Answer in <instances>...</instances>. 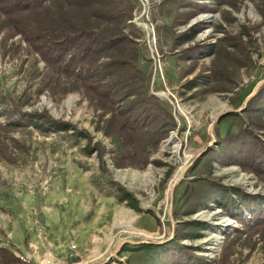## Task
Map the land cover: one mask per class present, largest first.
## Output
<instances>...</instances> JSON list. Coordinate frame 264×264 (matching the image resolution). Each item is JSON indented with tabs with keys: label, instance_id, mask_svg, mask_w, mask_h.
Masks as SVG:
<instances>
[{
	"label": "rangeland",
	"instance_id": "obj_1",
	"mask_svg": "<svg viewBox=\"0 0 264 264\" xmlns=\"http://www.w3.org/2000/svg\"><path fill=\"white\" fill-rule=\"evenodd\" d=\"M144 1L142 21L150 26L159 67L153 85L155 60L145 30L134 24L141 42L139 64L150 88L167 92L175 102L182 143L178 153L176 129L144 169L111 165L109 151L118 142L97 129L102 111L91 94L79 78L53 75L0 13V122L8 151L19 158L16 164L0 162V245L30 264L39 255L64 264H101L122 240L158 244L125 245L108 264H263L264 222L255 221V210L264 209V179L238 166H221L216 155L197 158L213 142L211 125L217 115L244 106L264 80L262 0H237L234 6L223 0ZM134 3L135 18L143 6L140 0ZM47 7L73 11L60 0ZM157 27H163L160 42ZM233 36L245 43L253 63L239 70L231 92L203 91L209 88L203 85L215 68V56L193 55L198 63L192 64L182 59L184 50ZM226 45L235 52L230 40ZM201 76L199 86H188ZM35 112L70 126L42 123L31 118ZM231 123L224 119L216 124V141ZM13 140L29 147L28 153L19 154ZM212 148L218 152L217 145ZM185 166L189 168L174 192L176 224L170 239V188ZM55 250L56 256L47 254Z\"/></svg>",
	"mask_w": 264,
	"mask_h": 264
},
{
	"label": "trees",
	"instance_id": "obj_2",
	"mask_svg": "<svg viewBox=\"0 0 264 264\" xmlns=\"http://www.w3.org/2000/svg\"><path fill=\"white\" fill-rule=\"evenodd\" d=\"M50 1L0 0V13L16 27L18 34L53 75L79 78L85 90L91 94L96 107L102 111V125L99 123L97 129L107 138L118 142V146L109 151L111 165L116 169L146 168L152 154L178 125L169 103L151 93L149 78L140 67L141 42L133 23L135 0H60L67 3L72 12L64 8L59 12L50 11L47 7ZM236 2L223 0L230 6ZM259 11L264 24V0ZM186 16L188 20L193 17L189 13ZM128 27L131 28L130 32L127 31ZM160 30L163 27H157L159 42ZM185 35L177 36L173 45L176 46ZM228 40L235 52L227 49ZM184 53L186 55L182 59L192 64L198 63L193 55H202L201 58L215 56V68L203 85L209 86L203 90L205 92H231L239 70L253 63L247 46L239 36L225 38L217 44L190 46ZM192 73L191 70L186 75ZM202 77L189 82L188 86L196 88ZM104 116L108 117L103 119ZM31 118L64 129L70 126L46 112H35ZM224 119H232L233 123L218 139V152L210 148L202 160L206 156L216 155L221 166H238L264 179V86L246 109L228 113L220 120ZM6 135L5 125L0 122V162L4 160L16 164L19 158L15 152L8 151ZM13 142L19 154L28 153L29 147L17 140ZM105 152L103 148L100 157L107 174L109 170L103 159ZM123 190L120 186V200L124 199ZM255 211V221L264 222V209ZM0 264L23 262L15 251L0 245Z\"/></svg>",
	"mask_w": 264,
	"mask_h": 264
},
{
	"label": "water",
	"instance_id": "obj_3",
	"mask_svg": "<svg viewBox=\"0 0 264 264\" xmlns=\"http://www.w3.org/2000/svg\"><path fill=\"white\" fill-rule=\"evenodd\" d=\"M142 6H143V13L136 16L133 20V23L137 26H142L143 29L145 30L146 32V38H147V42L150 46V49H151V53H152V56H153V59L155 60V72H154V75H153V82H152V85L154 84V80H155V77H156V73L158 71V63H157V59L155 57V52H154V49L152 47V43H151V29H150V26L143 22L142 19L145 15V13L147 12V4L145 3L144 0H140ZM264 86V80L262 82H260V84L257 86V88L255 89V91L253 92V94L251 96H249V98L247 99V101L245 102L244 106L240 107L238 110L234 111V110H230V111H223L221 112L219 115H217L215 121L212 123L211 125V137L213 139V142L212 144H210L205 150H203L202 152H200L197 156V158H201L204 154H206L210 148H212L213 146L216 145V136L214 134V129H215V126L216 124L220 121V119L228 114V113H231V112H242L244 109L247 108V105L248 103L251 101L252 98H254L261 87ZM151 93L163 100H166L170 105L173 106V115H174V118L175 120L178 122V128H177V131L175 133V137L176 139L178 140L179 142V148L182 147V143H181V140L179 138V134H180V125H181V122H180V119L177 115V107L175 105V102L173 101V99L171 98V96L167 93V92H157L155 91L154 89H151ZM189 166H185L183 168V171L181 173V175L179 176V178H177L171 185V188H170V198H169V201H170V205H169V216H170V219H171V223H172V227H173V233H172V236L170 239H173V235H174V228H175V220H174V214H173V199H174V192H175V188L176 186L179 184V182L181 181V178L184 177V175L186 174L187 170H188ZM145 244H158V243H153V242H150V241H141V242H133L131 240H122L118 243L117 247L115 248V251L113 253V255H111L105 262L101 263V264H108L110 262V260L112 259L113 256L117 255L118 253H120L121 249L123 248V246L125 245H133V246H137V245H145Z\"/></svg>",
	"mask_w": 264,
	"mask_h": 264
},
{
	"label": "built area",
	"instance_id": "obj_4",
	"mask_svg": "<svg viewBox=\"0 0 264 264\" xmlns=\"http://www.w3.org/2000/svg\"><path fill=\"white\" fill-rule=\"evenodd\" d=\"M73 256V255H71ZM22 258V262L25 263V264H30V259L26 258V257H21ZM64 260L63 259H58V258H55L54 260H48V261H45L43 264H64Z\"/></svg>",
	"mask_w": 264,
	"mask_h": 264
},
{
	"label": "crops",
	"instance_id": "obj_5",
	"mask_svg": "<svg viewBox=\"0 0 264 264\" xmlns=\"http://www.w3.org/2000/svg\"><path fill=\"white\" fill-rule=\"evenodd\" d=\"M47 254L48 255H54V256H56V254H58V251H56V250L55 251H52V252L51 251H48ZM34 258H35V256H34ZM36 260L37 261H35V264H43L45 262V260L43 259V257L41 255H39L38 257H36Z\"/></svg>",
	"mask_w": 264,
	"mask_h": 264
},
{
	"label": "bare ground",
	"instance_id": "obj_6",
	"mask_svg": "<svg viewBox=\"0 0 264 264\" xmlns=\"http://www.w3.org/2000/svg\"><path fill=\"white\" fill-rule=\"evenodd\" d=\"M174 138L176 139L175 135H174ZM176 140H177V139H176ZM178 145H179V144H178ZM179 146H180V145H179ZM180 151H181V148H179L178 153H180ZM181 173H182V172H181ZM180 175H181V174H179V175L176 177V179L179 178ZM176 179H175V180H176ZM181 179H182V178H181Z\"/></svg>",
	"mask_w": 264,
	"mask_h": 264
}]
</instances>
